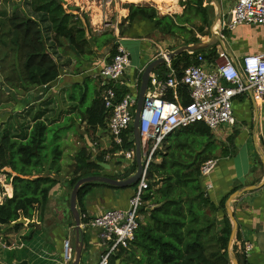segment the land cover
<instances>
[{
	"label": "trees",
	"instance_id": "1",
	"mask_svg": "<svg viewBox=\"0 0 264 264\" xmlns=\"http://www.w3.org/2000/svg\"><path fill=\"white\" fill-rule=\"evenodd\" d=\"M65 5L64 0H29L32 15H17L7 20L0 17V69L11 56L17 61L7 77L0 72L1 81L3 78L13 92L12 97L16 96V89L29 92L33 88L51 86L60 76L63 66L60 61L67 51L80 59H88L94 55V48L102 49L99 38L91 35L88 39V32L91 34L92 30L85 26L79 13L74 14L79 9ZM180 5L184 8L183 14L161 16L155 7L131 4L128 20L133 23L138 17L145 18L154 23L158 31L179 36L186 44L201 41L198 35H210L216 14L211 0H183ZM219 48L183 53L172 60V66L181 77L188 67L198 64V54L214 61L219 56ZM117 49L118 46L113 45L111 56ZM167 72L165 65L156 71L157 74ZM118 92L123 95L126 90L119 87ZM177 93L183 106L190 104L187 87H179ZM70 99L78 102L77 118L87 119L90 128H105L106 109L101 99L96 98L88 104L83 87L74 89ZM166 99L175 100L173 91H168ZM29 104L25 105L26 114L20 115L19 120L33 114L32 125L24 132L23 123L16 121L12 124L13 132L9 131L0 140V171L11 170L7 175L14 189L13 196L0 204V227L15 234L26 227L23 224L10 226L21 218L33 220L37 209L41 211L40 218H44L50 195L61 184L57 176L63 170L65 149V136L55 132L54 142L49 141V136L57 127L65 135L73 128L56 120V100L53 98L44 100V107L37 112L34 105ZM19 126H22V134ZM164 144L148 169V189L143 193L145 217L141 226L130 247L113 257L110 264H118V261L119 264H232L229 251L232 224L225 215L219 227L217 217L220 208H225L226 199L219 206L215 205L202 184L203 164L215 159L214 132L205 123L196 122L172 133ZM117 150L136 151L135 142L127 139L122 146L113 145L108 152ZM104 155L93 160L87 146L77 150L68 181L69 195L80 179L101 176ZM134 160L129 172H117L118 175L109 177L126 179L133 175L137 170L136 156ZM94 186L119 189L100 183L83 186L78 197L81 214L87 213L82 206L83 198ZM137 186L129 188L136 190ZM147 208L153 210L147 212ZM38 234L31 223L21 239L32 241ZM82 235L85 243V235ZM23 256L26 259L28 254Z\"/></svg>",
	"mask_w": 264,
	"mask_h": 264
},
{
	"label": "crops",
	"instance_id": "2",
	"mask_svg": "<svg viewBox=\"0 0 264 264\" xmlns=\"http://www.w3.org/2000/svg\"><path fill=\"white\" fill-rule=\"evenodd\" d=\"M64 1L66 2V8H81L83 12H86L85 14L92 10L91 23L93 27L96 28L101 23L100 14L96 13L94 6L88 0ZM107 1L109 6H114L113 0ZM181 1L183 0H138V6L155 7L167 9L168 11L173 10L174 14L181 15L184 13V8L180 5ZM128 2L136 4L134 3L136 1L129 0ZM221 3L223 11L227 12L236 3V0L233 3L231 0H221ZM110 12L109 9L105 11V16L111 15L112 13ZM124 12L127 11L124 10ZM163 14L165 13H160L161 16H164ZM129 15L130 11L128 15L127 13L122 15V19L124 18L129 26L128 32L121 31V26L116 24L112 35L88 33V39L91 38V35L96 36L99 38L98 42L100 45L103 43L102 48L107 46L108 41H111L109 43L110 50H112L113 45L125 48L130 53L132 61L128 76L134 77L141 73L142 77L148 64L161 57L164 53L175 50L185 42L179 36L168 35L158 31L154 23L145 18L138 17L133 23H130L128 20ZM119 24H121V21ZM256 28L263 29L262 27L244 26L240 27L238 31L243 35H247V31ZM94 31L97 33V30ZM103 35L107 36L103 37ZM243 35L236 38L238 40L243 38L246 42L248 38L242 37ZM111 37L113 41L110 39ZM98 49V47L95 48L96 51ZM227 51L235 59H241L249 54L261 53L264 49L256 52L249 50H247L248 52H240L236 48H232V50L227 49ZM110 55L107 54L106 57L104 56L105 58L103 57L93 62L89 61V59H80L74 55H65L63 59L67 61L61 68L59 78L49 86L47 92H42L44 94L40 98V102L46 100V98L56 100L57 110L54 115L57 117L55 118L60 123H64L66 119H69L71 122L67 128L75 126L73 120L76 121L79 126V134L83 137V141H77L76 143L81 145L80 143L82 142L83 146H87L93 160L110 150L111 137L106 129L107 118L105 119V128L99 126L90 128L87 124V119L77 117L73 119L74 115L78 113V108H76L78 102L71 100L70 95L74 89L83 87L88 104L96 98L101 99L103 87L101 80L96 76L103 68L101 66L110 59ZM207 61L211 65L215 60ZM170 63L172 65V61ZM68 64L69 66L67 67ZM165 66L168 71V65L165 64ZM90 86L95 88L91 102L88 101L87 97ZM17 109L20 111L19 107ZM234 113L236 123L232 126L226 125L214 133L217 147L214 160L217 161V166L210 177L203 178L202 184L215 205L219 206L226 199L225 208H220L217 213L218 226L222 225L223 218L227 215L232 224V230L234 223L227 208L229 197L238 190L258 186L256 189L246 191L234 202L232 209L237 222V235L233 242L232 252L237 258L238 264H264V185H262L264 182V101L256 98L251 93L240 96L234 102ZM82 120L84 121L82 122ZM69 132L74 133L69 138V141L74 143L77 134L75 130H70ZM68 133L65 137L69 135ZM93 140L99 143L98 151L90 147V143ZM81 147L82 145L79 148ZM69 155L72 156L73 151L64 150L62 164L63 161L68 163ZM104 157L103 164L108 167H104L101 172L104 175L109 172L112 173L111 175L117 174L118 166L113 164L114 159H108L106 155ZM209 184L211 188H207ZM67 190L66 186L60 184L50 195L44 218H40L41 211L37 209L33 220L27 219L28 223L23 224L26 228L22 230L25 231L22 235L29 231L31 223L34 224L35 230L39 233L34 240L24 241L21 239L22 235H18L19 233L6 232L5 228L0 227V264H17L25 260L29 261L30 264H64L65 240L71 239L73 247L75 243L74 219L70 210V202L65 204ZM13 191V186H11V195L9 197L13 196ZM134 192L135 190L131 188L110 189L104 186H94L83 198L82 206L91 216L100 215L112 209H127L129 200L134 195ZM141 217L143 219L145 217L143 211ZM12 227L14 226L11 225L10 228ZM83 234L85 235V243L80 264H97L101 254L97 234L92 231ZM246 244H252V251H245L244 246ZM235 250L236 252H234ZM25 253L28 254L26 259L23 256Z\"/></svg>",
	"mask_w": 264,
	"mask_h": 264
},
{
	"label": "built area",
	"instance_id": "3",
	"mask_svg": "<svg viewBox=\"0 0 264 264\" xmlns=\"http://www.w3.org/2000/svg\"><path fill=\"white\" fill-rule=\"evenodd\" d=\"M244 26L264 29V0H236L229 11H223L218 31L225 42L226 32L233 33ZM205 37L210 39V35ZM167 53L162 57L166 58ZM218 53L219 56L211 65L203 54H198V64L188 67L181 77H178L170 61L166 62L169 67L167 74L154 72L151 75L140 125L145 167L128 208L112 209L95 216L81 214L83 233L95 232L99 239L101 254L97 264H110L113 257L128 249L134 241L143 219V193L148 189L149 166L172 133L196 122L205 123L215 133L226 125L236 123L234 102L238 97L251 93L264 101V51L235 60L225 48L220 47ZM131 64L130 53L118 46L116 54L101 66L103 68L96 76L103 87L101 100L107 114L110 149L113 145L122 146L127 139L134 141L133 124L141 73L129 77ZM181 86L187 87L189 91L191 102L187 106L179 102L177 90ZM119 87L124 88L126 93L119 95ZM170 90L175 94V100L166 99ZM90 147L98 151L99 143L93 140ZM135 156V151L131 150L106 153L108 159L118 161L124 158L117 170L122 173L132 169ZM216 166L217 161L214 159L205 162L201 169L202 178L210 177ZM207 188H211V185ZM244 249L252 251L253 246L246 244ZM64 251V264H70L74 254L71 239L65 240Z\"/></svg>",
	"mask_w": 264,
	"mask_h": 264
},
{
	"label": "rangeland",
	"instance_id": "4",
	"mask_svg": "<svg viewBox=\"0 0 264 264\" xmlns=\"http://www.w3.org/2000/svg\"><path fill=\"white\" fill-rule=\"evenodd\" d=\"M116 3L114 2V6H109L107 4V0H88V2L90 4H92L94 6V9L96 11V13L100 14V19H101V23L97 25V27H93L92 23H91V11L88 12L87 14H85L86 12H83L81 10V8H79V11H74V13H79L81 14V17L83 19V22L85 23V26H87L88 29L92 30L93 34L97 35L98 33H103V34H108V35H112L114 32V29L116 27V24L119 26H121V31H126L128 32L129 30V26L127 25V22L124 20V18L122 19V15L124 13H127V15L129 14V6L131 5V3H129V0H115ZM132 1V0H131ZM221 2V0H219ZM231 2L233 3L234 0H231ZM136 4V6H138V0H136V2H134ZM205 5L207 6L208 3L205 2ZM213 5V4H212ZM214 6V5H213ZM227 8V7H226ZM109 9V11H111L110 13H112L111 15H107L105 16L104 12L107 11ZM160 13H165L166 15H173L174 13L171 11H168L167 9H159L157 8ZM127 11V12H124ZM167 11V12H166ZM215 13H216V8H215ZM28 14H30L29 12V0H1L0 1V17L5 18L4 20L7 19H12L14 16H27ZM163 14V15H165ZM32 15V14H30ZM1 18V19H3ZM121 21V24H119V22ZM97 30V33L94 31ZM89 33V32H88ZM226 49H230L232 50V48H236L238 51L240 52H248L252 51V52H256V51H260L264 49V29H250L249 31H247V35H243L242 33H240L238 30L231 33V32H226ZM242 37H246L248 38V40L245 42V40L240 39L238 40L236 37L237 36H241ZM198 38L201 39V41H207L206 37L197 36ZM205 38V39H202ZM113 41V38H110ZM111 41H108L107 46L103 47L102 49H98V51L95 50L94 48V55L91 56L89 59V61L93 62L94 60H98L100 58H103L104 56L106 57L107 54L110 55L111 53V47L109 45ZM186 44V43H184ZM193 44V43H192ZM103 45V43L101 44ZM69 54V56H73L72 53L70 52H66ZM111 56V55H110ZM104 57V58H105ZM64 60V61H63ZM62 62L60 61V65L65 64V61H67L66 59H63ZM15 63H17V61L11 56L10 58H8L7 62L5 64H3L1 66L0 72L4 77H7L11 72H12V67H14ZM69 66V64L67 65V67ZM76 66V65H75ZM78 66V65H77ZM2 82V83H1ZM0 140L3 136H5L6 134H9L13 132V128H12V124H15L16 121L23 123V125L25 126L23 131L25 132L26 129L29 125H32V120H33V114L31 115L30 118L27 119H20L19 117H21L20 115H25L27 108L25 109V105L27 103H30L28 106H30L31 104L34 105L32 107H34L35 112L41 110L42 107H44L42 105V103L44 101L40 102V98L42 97V95L44 93V91L47 92V89L49 87H41V88H33L32 90H30L29 92L23 91L21 89H16L15 93L16 96L12 97V90L7 87L6 83L4 82V79L2 78L1 81V77H0ZM8 83V82H7ZM94 87L90 86L89 89V93H88V101L91 102V100L94 97ZM42 93V94H41ZM47 99V98H46ZM20 108V111L17 108ZM25 109V110H24ZM57 113H59V111H57ZM78 115L75 114L73 119L76 118ZM23 121V122H21ZM71 121L69 119H66L64 121V124H69ZM27 123L28 125L24 124ZM70 125V124H69ZM20 130V133L22 134V126H19L18 128ZM56 130L53 129V132H51L50 136H49V141L50 142H54L55 141V132L57 133V135H63L65 136V133L63 131H58V127L55 128ZM71 130H75L77 136L75 137L74 143L69 141V138L74 135L73 132H69L68 136L64 138V142H63V146H64V150H68L73 151V155H75V152L78 150V148L83 144L82 142L80 143L81 145H79V143L77 144V141H83V137L81 136L80 131H79V126L78 124H76L75 126H73V128ZM20 134V135H21ZM63 138V137H62ZM74 139V138H73ZM76 143V144H75ZM75 151V152H74ZM73 155H69L68 158V163H66V161H63V170L62 173L59 174L57 177L61 180V184L63 186H66L68 188L67 192H66V201L65 204H68L70 201V185L68 184V181L71 177V169H72V164H73ZM65 160V159H64ZM124 158H120V160H114L113 164L114 165H120L123 162ZM135 160H132V165H134ZM11 172L10 169H4L2 171H0V204H3L6 200V198H8L11 195V179L8 178L7 173ZM116 172V171H115ZM117 173V172H116ZM104 175L103 172H101V175ZM112 173H107L106 175H111ZM118 175V174H117ZM120 176V175H119ZM10 198V197H9ZM60 216H62V214L59 213ZM25 231H21L18 235L21 236ZM19 239V238H18Z\"/></svg>",
	"mask_w": 264,
	"mask_h": 264
},
{
	"label": "water",
	"instance_id": "5",
	"mask_svg": "<svg viewBox=\"0 0 264 264\" xmlns=\"http://www.w3.org/2000/svg\"><path fill=\"white\" fill-rule=\"evenodd\" d=\"M212 4L216 8V14L215 18L213 20V23L209 29L210 31V39L207 41H199L197 43L193 44H183L180 47L176 48L173 51H169L167 53L166 58L159 57L152 61L150 64L147 65L142 77H141V86L138 93V97L136 98L137 104L135 109V118H134V124H133V131H134V142L136 146V163H137V170L136 172L131 175L130 177L126 179H114L107 175H101V176H89L80 179L74 188L72 189L71 195H70V210L74 219V233H75V243H74V254L73 259L70 264H80L82 260V255L84 251V240H83V231L81 228V213L78 208V197L80 190L83 186L90 184V183H100V184H106L110 186L117 187L119 189H127L133 185H136L140 182L143 172H144V153L142 150V137H141V115L142 110L144 106V101L146 97V93L149 89V83L151 79V75L160 67L166 64L167 61H172L177 56L183 54V53H190V52H198V51H204L208 50L210 48L220 46L221 48L226 49L225 42L221 38V34L218 31V25L222 19L223 14V8L222 3L219 0H211ZM227 53L235 60V57L227 51ZM264 158V157H263ZM103 167H108L106 164H102ZM264 185V182L262 183ZM258 186H252L248 187L246 189L238 190L234 192L227 201V208L229 215L234 223V228L232 230V234L230 237L229 242V251L231 255V262L232 264H238L237 258L232 252L233 242L237 235V222L234 217V211H233V205L235 200L244 194L246 191L251 189H256ZM153 208H147V212H151ZM143 211V210H142ZM28 221L25 218H21L19 221L12 224V226H15L17 224H27ZM17 264H30L29 261L25 260L22 262H18Z\"/></svg>",
	"mask_w": 264,
	"mask_h": 264
},
{
	"label": "flooded vegetation",
	"instance_id": "6",
	"mask_svg": "<svg viewBox=\"0 0 264 264\" xmlns=\"http://www.w3.org/2000/svg\"><path fill=\"white\" fill-rule=\"evenodd\" d=\"M133 2L136 1V0H132ZM113 2H115V0H113Z\"/></svg>",
	"mask_w": 264,
	"mask_h": 264
}]
</instances>
